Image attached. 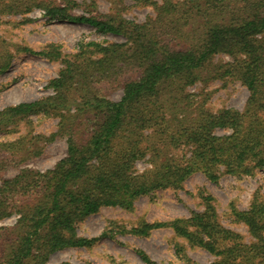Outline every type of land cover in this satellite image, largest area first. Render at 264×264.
I'll return each mask as SVG.
<instances>
[{
    "label": "trees",
    "instance_id": "trees-1",
    "mask_svg": "<svg viewBox=\"0 0 264 264\" xmlns=\"http://www.w3.org/2000/svg\"><path fill=\"white\" fill-rule=\"evenodd\" d=\"M138 2L153 5L156 15L139 22L119 11L75 14L76 0H0V15L26 16L38 7L52 19L123 37L80 40L79 53L65 58L49 81L53 93L0 109V131L45 114L59 118L46 140L60 136L68 144L66 155L46 170L26 166L2 176L10 163L0 159V220L17 216L15 224L0 225V264H49L61 248L90 246L111 235L80 236V221L104 206L132 209L140 196L180 188L197 171L217 182L223 173L250 175L264 167V0ZM21 48L63 56L57 45ZM8 52L0 54V73L10 66ZM219 54L231 60H215ZM225 78L248 88L245 108L213 111L203 100L194 110L188 87ZM115 86L123 88L119 100L107 94ZM18 143L0 141V148ZM182 147L188 154L177 156ZM139 160L153 167L138 172ZM213 198L205 196V209L189 217L131 230L147 236L171 227L217 257L208 264H264V205L253 202L237 213L253 237L246 241L219 220Z\"/></svg>",
    "mask_w": 264,
    "mask_h": 264
},
{
    "label": "rangeland",
    "instance_id": "rangeland-1",
    "mask_svg": "<svg viewBox=\"0 0 264 264\" xmlns=\"http://www.w3.org/2000/svg\"><path fill=\"white\" fill-rule=\"evenodd\" d=\"M79 2L75 14H104L119 11L128 19L139 22L155 16L153 5L138 0H76ZM95 1L96 6L91 5ZM162 1V0H158ZM29 17L31 21L24 18ZM116 41L122 36L104 34L87 23L66 19H52L42 8H35L26 16L22 14L0 15V54L7 51L10 66L0 73V109L22 101L34 100L53 93L49 81L58 76L65 66L64 59L73 58L79 53L80 40ZM57 45L62 57L51 59L34 54L22 47L36 51L48 50ZM217 61L231 60L226 54L215 57ZM194 110L201 101L213 111L221 108L243 110L249 97L248 88L237 79L225 78L210 82H198L189 86ZM108 96L119 100L122 87L108 90ZM32 122L21 120L10 130L0 131V141H18L14 146L0 148V159L10 164L2 176H13L20 168L33 167L46 170L67 153L66 138L57 136L47 141L58 129V117L45 114L31 116ZM218 133L225 130L219 128ZM182 147L174 153L177 156L188 154ZM147 160L137 162L138 172L152 168ZM223 169V168H222ZM205 196L214 197L219 220L227 227L243 235L244 240L253 239L248 225L238 218V212L247 210L252 203L264 205V167L257 168L254 174L233 175L223 173L219 181L210 180L202 171L189 176L180 188L168 187L140 196L132 209L121 206H104L77 225V234L84 237L103 236L90 246L64 247L50 255L49 264H208L217 257L206 249L190 244L171 227L154 229L147 236L134 233L131 229L143 222L166 221L176 217H189L192 211H203ZM16 215L0 220V225L15 224ZM120 230V231H119ZM142 249L152 262L145 261L138 252Z\"/></svg>",
    "mask_w": 264,
    "mask_h": 264
}]
</instances>
